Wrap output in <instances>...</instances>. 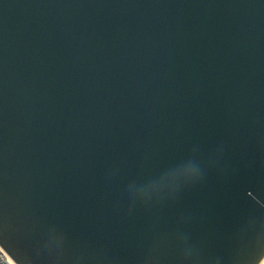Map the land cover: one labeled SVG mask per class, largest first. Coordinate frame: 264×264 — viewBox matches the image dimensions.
I'll return each mask as SVG.
<instances>
[{
  "label": "water",
  "instance_id": "95a60500",
  "mask_svg": "<svg viewBox=\"0 0 264 264\" xmlns=\"http://www.w3.org/2000/svg\"><path fill=\"white\" fill-rule=\"evenodd\" d=\"M0 246L261 264L264 0H0Z\"/></svg>",
  "mask_w": 264,
  "mask_h": 264
},
{
  "label": "built area",
  "instance_id": "2783aa9c",
  "mask_svg": "<svg viewBox=\"0 0 264 264\" xmlns=\"http://www.w3.org/2000/svg\"><path fill=\"white\" fill-rule=\"evenodd\" d=\"M0 264H16L1 246H0Z\"/></svg>",
  "mask_w": 264,
  "mask_h": 264
},
{
  "label": "bare ground",
  "instance_id": "6f19581e",
  "mask_svg": "<svg viewBox=\"0 0 264 264\" xmlns=\"http://www.w3.org/2000/svg\"><path fill=\"white\" fill-rule=\"evenodd\" d=\"M261 264H264V259H263V261L261 262Z\"/></svg>",
  "mask_w": 264,
  "mask_h": 264
}]
</instances>
